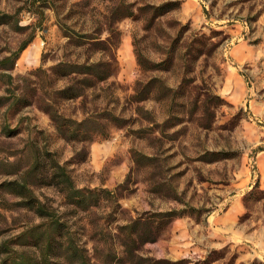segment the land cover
I'll return each instance as SVG.
<instances>
[{"label": "rangeland", "instance_id": "rangeland-1", "mask_svg": "<svg viewBox=\"0 0 264 264\" xmlns=\"http://www.w3.org/2000/svg\"><path fill=\"white\" fill-rule=\"evenodd\" d=\"M172 209L145 254L264 264V0H0V264H42L48 215L67 233L52 264H76L69 238L122 256L128 219Z\"/></svg>", "mask_w": 264, "mask_h": 264}, {"label": "trees", "instance_id": "trees-1", "mask_svg": "<svg viewBox=\"0 0 264 264\" xmlns=\"http://www.w3.org/2000/svg\"><path fill=\"white\" fill-rule=\"evenodd\" d=\"M157 9V7H154ZM116 12L123 10L120 14L119 19L130 16L133 14L130 3L121 2L120 5L116 6L114 9ZM27 44H24L21 49H25ZM141 63V62H140ZM105 66L102 62H92V63H80V62H69V61H59L53 69L55 73H58L61 77H69L75 74H82L85 76L86 85L93 86L96 82L105 80L109 76V72L103 68ZM73 79H76L75 76H72ZM78 80V79H76ZM74 90L73 87L66 86L60 91L62 93L69 92ZM76 91V90H74ZM68 98H73L78 95V92H74ZM52 119L60 125L63 118L57 112L50 111ZM90 121L89 118H86L82 121H73L74 125L82 126L85 122ZM72 122V121H71ZM60 123V124H59ZM63 125V124H62ZM101 132V130L99 131ZM262 150V149H260ZM64 170V169H63ZM62 182L65 184L66 188L70 189V192L73 195L74 202L82 203L87 194L82 190L78 189L72 180V178L67 174L63 173ZM91 193V192H90ZM42 215L45 211L40 209ZM46 214V213H45ZM180 215L179 211L172 209L167 211L159 212H146L139 214L135 218L128 219L127 222L121 226V231L118 234L120 241L122 256L116 254L118 252V247L115 249L108 244H105L103 248L99 246H94L91 250H87L86 254L81 252L80 246L75 242L70 240L64 243L66 254L68 259L72 260L76 264H196L190 258H181L173 260L170 258H157L152 255L145 254L142 251V246L147 242H154L161 236V231L167 223H171L172 219ZM50 217V223L40 225V228H44L42 234H38L36 240V246L42 250V257L44 258L42 264H52L51 251L54 246V243L62 242L63 238L67 239L66 232H59L57 235L53 231H64L62 230L64 225L59 220L54 219L53 215H48ZM43 237V238H41ZM105 243V242H103ZM44 245V246H43ZM115 252V259L111 258L112 254ZM117 255V256H116ZM13 264H39L38 261L27 255L21 254L17 256V260L13 261Z\"/></svg>", "mask_w": 264, "mask_h": 264}]
</instances>
